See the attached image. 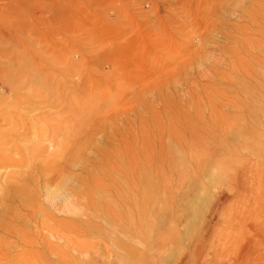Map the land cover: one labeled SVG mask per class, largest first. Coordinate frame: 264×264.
Wrapping results in <instances>:
<instances>
[{"label":"rangeland","instance_id":"obj_1","mask_svg":"<svg viewBox=\"0 0 264 264\" xmlns=\"http://www.w3.org/2000/svg\"><path fill=\"white\" fill-rule=\"evenodd\" d=\"M200 1L202 0H0L1 138L3 132L10 135L20 127L17 123L21 119H18L16 113L22 110L21 117L25 123H29L30 129L28 134L22 136L20 143L26 146L37 141L38 135L47 127L45 130L48 131L49 138L44 144L49 152L50 150L53 152L58 150L63 145L62 142L76 129L75 133L83 130L82 135H78V139L81 140L85 132L91 133L89 129L96 118H93L94 116L89 117L90 120L87 118L85 121L87 126L84 128L79 125L84 122L83 114L77 121V116L72 115L73 113H67V116L59 113L67 98L78 97L76 101L82 102L88 97L85 101H89L91 93H94L93 96L102 99L110 96L115 102V104L109 103L101 113H98L100 117L105 115L107 127L101 128L93 135L92 144L85 148L83 160L74 163L75 165L73 163L68 165L62 161L61 166L60 163L55 167L51 165L44 170L45 175L44 173L40 175L35 186L38 206L43 210L40 214L49 215L58 224L60 222L70 224L73 220L75 223L74 214L62 212L63 198H67L68 194L69 200L80 198L79 201H83L82 182L95 173L92 163L100 158L98 149L111 152L113 149L109 146V142H113L112 146L120 143L116 139L108 142L105 134L113 131L117 126L126 137L127 148H130L129 151L132 153L130 156L136 155L138 161L141 158L139 150L144 141L148 143V135L154 130L149 128L150 117L157 115L158 121L162 124L161 132L157 133L160 140L162 139L158 143L159 146L161 145L158 146V154L161 156L158 160V173L159 176L161 175L159 178L161 181H158L159 194L156 206L152 208L154 225L144 220L137 225L124 224L128 236H123L115 229L123 225L118 220L113 218L107 222L103 217L96 215L95 224L98 231L89 235H79L59 225H54L52 231L46 228L50 224L49 220L43 215L36 214L34 221L29 224L22 221L17 223L18 228L26 231L24 236L37 239V246L29 247L25 251L38 254L43 252L41 240L43 242L45 236L48 238L46 240H52L54 245L64 249L65 240L52 237L55 231H61L59 235H63L65 239L69 238L75 246L76 244L85 246L89 243L94 247L90 257L93 259L83 258L79 253L73 252V248L67 250L70 251L69 255L75 254L81 257L78 259L80 264L82 261L85 263V259L86 264H88L87 259L93 264H232L239 260L243 264V261H246L248 256L239 252L257 240L256 233L251 228H264L262 226L264 218H261L264 217V191H262L264 189L259 188L257 182L251 183V180L257 178L256 175L248 180L249 188L244 194L247 198L244 195L242 197L239 195L236 179L243 168H255L264 163V113L261 109L262 105L255 102L257 98H254L259 92L257 81H254L255 84L248 78L243 79L235 75L227 69L224 59L229 57L231 59L230 51L237 46L233 40L237 37L236 29L239 26L243 28L246 24V27L258 30L259 34L264 33V23L251 27V20L247 18L248 12L258 9L257 4H261L264 0H240L237 5L234 0L230 1L226 9L219 7L220 0H213L212 4H215V8L218 6V12L205 21L203 19L198 25L196 13L190 12V7L193 5L195 9ZM204 3L205 5L211 3V0H204ZM220 16H224L223 19ZM198 17L201 19L199 15ZM208 30L211 32L209 31L207 35ZM193 34L197 39L191 37ZM205 36L207 39L210 38L208 39L210 46L203 47V54L212 57L208 61L193 55L202 49L200 40L206 38ZM223 47L226 56L222 54ZM184 48L187 49V57L183 56L175 62L168 59L167 56L177 54ZM153 55L157 58L154 59ZM188 55L191 60H188L190 59ZM154 67L161 68L159 70L161 72L152 74ZM182 69L187 72L184 73ZM229 72L232 76L238 77H235V84L225 79L221 82L218 77V74L226 75L230 74ZM138 76L147 78L143 82ZM241 88L244 90L242 94ZM142 89H145V93ZM215 90L225 94H217L218 91ZM165 96H169V99L166 100ZM19 98L25 101L18 104ZM45 113L50 117L57 114L54 118L59 120L63 118L62 124L68 117L69 122L65 121L66 126L59 127L60 129L65 127L61 129L64 134L60 133L59 128L57 129L60 131H56L57 126H53L57 125L56 120L52 122L53 124L37 122V117ZM108 113L120 117L113 118L116 121L114 123L112 119L106 117ZM169 116L170 119L167 118ZM71 117L73 119L69 120ZM177 121H182L183 124ZM112 123L114 124L111 125ZM68 126L71 128L75 126L72 129L73 133ZM189 126L191 128H188ZM20 131H23V128ZM53 133L58 134L54 136L55 141H51ZM172 133L176 138L171 135ZM5 153L11 160L0 165V197L6 180L15 177L20 181L34 175L37 166L41 164L37 158L32 159L27 165L17 164L13 161L21 158L17 151L9 149ZM89 162L92 165L88 164ZM155 174L157 177V171L151 174L152 179L155 178ZM64 175L74 180L60 183ZM58 189L63 191L62 197H57ZM260 189L262 192L259 191ZM47 190L51 193L50 196ZM254 192L261 193L263 197L256 196ZM252 196L255 197L252 199ZM258 199L260 201L255 205L254 202ZM246 204H249L247 210L244 209ZM26 210L20 208V213L24 215L27 213ZM132 220L131 218V222ZM0 236L6 239L4 240L6 243H14L19 238L2 234ZM208 236L211 240H207ZM20 253L22 252L18 249L14 251L16 255ZM135 253L138 255L135 256ZM51 261L56 262L54 259ZM248 264L251 262L249 261Z\"/></svg>","mask_w":264,"mask_h":264},{"label":"bare ground","instance_id":"obj_2","mask_svg":"<svg viewBox=\"0 0 264 264\" xmlns=\"http://www.w3.org/2000/svg\"><path fill=\"white\" fill-rule=\"evenodd\" d=\"M212 1L213 0H211V3H206V5H205L204 0H202L198 4V7H196L195 9H193V5H191L190 12H195L196 13L195 16H196L198 25H200V22L203 19L205 21V20L208 19V17H211V16H213L214 14H216L218 12V8H217L218 6H216V8H215V4L213 5L212 4ZM230 1H234V0H220V1H218L219 7L226 9V7L229 6ZM235 1H236V5L240 2V0H235ZM257 3H258V1H257ZM194 5H196V4H194ZM257 6H258V9L259 10L258 9H255L253 11L251 10L247 14V15H249V17H247V18H250V20H251L250 21L251 27H252V25L253 26H260L261 24L263 25V23H264V2H262L259 5L257 4ZM231 8H232V6H231ZM245 9L248 10L247 8H245ZM187 10H188V8H187ZM260 10H262L263 12H259ZM222 12H224V11H222ZM244 12H245V10H244ZM246 13H247V11H246ZM198 15L201 17V19L198 17ZM233 15H235V14H233ZM189 16H190V14H189ZM223 17L224 16H222L221 19H223ZM238 20H239V18H238ZM216 22H218V21H216ZM247 25H249V24H247ZM244 26L245 27H243V28H239L241 26H239V27L236 26V27H238L237 29L234 28V26H233V28L236 29V31H237V33H236L237 35H235L237 37L233 41H235V44H237V46H236L235 49H231V51H230L232 53V55L230 54L231 55V59H230V57L228 58V56H227L228 59H224V64L226 65L227 69H229L235 75L240 76V77H243V79L248 78L252 82H254V81L256 82L257 81L256 82L257 84L255 82L254 83L256 85H258L257 88H258L259 92H258V95L254 96V98H257L255 100V102H257L258 104H261L262 105V108L261 109H263V113H264V33L261 35V34H259L260 32L258 33V30L256 31L254 29L248 28V27H246V24ZM186 27H187V25H186ZM171 30H172V28H171ZM181 31H183V30H181ZM209 31L210 30L207 31V35H208V33L211 32V31L210 32ZM198 32H199V30H198ZM232 34H234V33L232 32ZM194 35L195 34L191 35V37L193 36L194 38L196 37V39H197V36H194ZM229 37H231V36H229ZM232 37H234V36H232ZM189 38H190V35H189ZM208 39H210V38H208ZM208 39L206 37V38H202L200 40L202 42V49H199L200 50L199 52H197L196 54H193L194 57H195V55L198 56V57H202L201 59H203L205 61H208V60H210L212 58V57H210V58L209 57H206L203 54L204 53L203 47L204 46H206V47L210 46V42L208 41ZM192 42H194V41H192ZM201 42H199V43H201ZM193 45H195V44H193ZM168 47H170V46H168ZM226 48L228 49V47H226ZM187 54H188L187 53V49L184 48L183 50H179L177 54L170 55V56H167V57H168V59L172 60V62H175V61H178L180 58H183V56H186ZM190 54H192V53L190 52ZM222 54L224 56H226L227 53H226L225 48H224V50H222ZM155 56H154V59L157 58ZM188 56L190 58V55H188ZM151 58L153 59V57H151ZM192 58H193V56H192ZM193 59H195V58H193ZM188 60H191V58L188 59ZM186 63H184V64H186ZM159 65H158V67H159ZM188 65H190V64H188ZM158 67H154V73H152V74L155 75V74H158V73L161 72V71H159V70H161V68L158 69ZM180 68H181V66H180ZM183 69H184V67H183ZM151 71H152V69H151ZM183 72L185 73L187 71L183 70ZM202 72L204 73V69L202 70ZM206 72H207V70H206ZM149 73L150 72L148 71V74ZM180 75H181V72H180ZM219 75L220 74H218V77H220L221 82H222V79H225V80H228L230 82H234L233 84L236 83L235 77H237V76L234 77V76L231 75V73L230 74H226V75L225 74L224 75L222 74L220 76ZM138 78L140 80L143 79L142 81L144 82L147 77L146 76H144V77H139L138 76ZM179 78L181 79V77H179ZM174 79H175V77H174ZM239 79H241V78H239ZM258 80H259V82H258ZM150 83H152V82H150ZM144 84H142V85L144 86ZM154 84H155L154 86H156V83H154ZM158 85H159V83H158ZM118 86H120V85H118ZM161 86H162V84H161ZM125 88H126V86H125ZM158 88H159V86H158ZM215 88H217V87H215ZM190 89H191V91H193L192 88H190ZM197 89H198V87H197ZM213 89H214V87H213ZM116 90H118V89H116ZM148 90H149V88H148ZM148 90H147V92H149ZM155 90H158V89H155ZM152 91H154L153 88H152ZM215 91H218V90H215ZM219 91L217 92V94L218 93L220 95L225 94L223 91H222L223 93H220L221 91L220 92ZM240 91H241V94H242V92H244V90H242V88H241ZM37 93H39V92H37ZM99 93H98V95H99ZM144 93H145V91H144ZM245 93H246V91H245ZM93 94L91 93V95H90L91 96V99H89V101H85V100L88 99V97H87V99L85 98L82 102H80V100H78L79 102L76 101V98H78V97H76V98H72L71 97L72 99H68L67 98L66 103L65 104L62 103L63 104V107L62 108L60 107L62 110L59 113L65 114V116H67L69 113H71V114L73 113L72 115L75 114L77 116V121H78V118L80 119L81 114H83L84 117H85L84 118V122L82 121L83 120V118H82V120H81L80 123L83 122V124H79V125L81 127L83 126L84 128H85V126H87L86 125L87 122H85L87 118H89V117L92 118V116H94L93 118L96 117L93 120L94 123L91 121V123H93V124L92 125L90 124L91 126H90V129L89 130L91 131V133L90 132H85V134L83 133L84 135H83V139L82 140L81 139H78L79 138L78 135L79 136H80V134L82 135V131L83 130L80 128L81 130L78 129L80 132L77 131L75 133V131L77 130L76 129L74 131V133H73L72 129H73V127L75 128V126H73L72 128L70 127V126H72V124L74 122L73 121L71 123V125L68 126V127L71 128V131H72L73 134L70 135V133H69L70 130H69L68 135H70V136L67 137L64 142H62L63 145L60 146L59 149H58V146H57V149L58 150H56V151L51 152V150H50V152H49L46 149V146H45L46 144H44V142L49 138V137H47V136H49L48 131L45 130L47 127L44 128V130L46 132L43 130L42 133H40L38 135L37 141H33V143H31V144L26 145V146H23L20 143V140L22 139V136L24 134H26V133L28 134V131L30 129V126H29V123H25V121L21 117L23 115L22 114V110L21 111H17V113H16L18 119L19 120L21 119L17 123V124L20 125V127L17 128L14 132L12 131L13 133L10 134V135L4 134V132H3L2 138L0 137V165L2 163H5V162H8V161L11 160L10 159V156H8L5 153V151L6 152L9 151V149L15 150V151H17L21 155L20 160H15V159L13 160L17 164H25V165H27V164H30L31 163V160L32 159L34 160L36 158L38 160H40V162H41V164H39L40 166H37L38 169H37V171H36V173L34 175H30L29 177H27V178H25L23 180L20 179V181H19L18 178H15V177H11L9 180H6L5 181L3 193H2V195L0 197V200L2 202L0 204V235L2 234L4 236H14V237L16 236V238H18V237L19 238L14 243H9V242L6 243L4 241L6 239L4 237L2 238L0 236V264H80V261L78 259H80L81 257L79 258V256L77 257V256H75V254H70L69 255L70 251L68 252L67 250H70L72 248H73V252L79 253L80 255H82L83 258L84 257H86V258H90L91 257V252L93 253L92 250L94 248L91 244L87 243V245H85V246L84 245L83 246H80L81 244H79V246H78V244H76V246H77L76 247L75 244H73V241L69 240V238H66L65 239V238H63V235L62 236L59 235L61 233V231H55L54 234L52 235V237L53 238L55 237L58 240H65L66 247L64 246L65 247L64 249H62L61 246L54 245L51 242L52 240L51 241L50 240H46L48 238H46V236H45L43 242L41 240V245H42L43 250H44L43 252H41V253L38 254V253H34L32 251H25V249H28L29 247L31 248V247H34L35 245L37 246V244H38L36 242L37 239L36 240H33V239L28 238L27 236H24L26 231H24L23 229H20V227L18 228L17 223L19 221H22L23 223L29 224L30 222L34 221V219L36 217V214H38V216L43 215L44 217H46V219L49 220L50 224L47 225V227H46V224L44 226L46 228H49L52 231L54 230V225H56V226L59 225V226H61V228H65V230L67 229V231L74 232V233H77L79 235L80 234L89 235V233L92 234L96 230L98 231V228H97V226L95 224V222H96V215H98L99 217L100 216L103 217L106 221L107 220L108 221L109 220L111 221L113 218L116 219V220H118L123 225H120L121 228H118L117 227L115 229L117 231H120L123 236H128L127 233L125 232L124 224L125 225L126 224H129V225H137L138 223L141 224L142 221L144 220V221H147L148 223L154 225L153 224V222H154V216L152 214L154 212H152L153 211L152 208H155V206H156V200H157V197H158V194H159L158 193V191H159L158 181H161V179L159 180V178H161V175L159 176V173H158L159 172V170H158V160H159V157H161L158 154V146H159L158 143H160V141L162 140V139L160 140V137L157 135V133L161 132V125L162 124H160V122L157 119V115H155V114L152 117H150V119H149V121H151L149 128L150 129L153 128L154 129L153 132L154 133L156 132V134H154L152 132L151 135L150 134L148 135V143L144 141L141 149L139 150V153H140V157L141 158L138 161L135 158V156H136L135 154H134L135 155L134 157L133 156H130L132 153H130V151H129L130 148H127L128 145L126 143V139H125L126 137L124 136L123 133L120 132V129L117 126H115V129L113 131L105 134L106 139H107L108 142L111 141V140L114 141L116 139V140H119L120 143L118 145H115V146L113 145L112 146L111 144H113V142L112 143L109 142L110 143L109 146H111V148L113 149V150H111V152H105V151H101L100 149H98L99 154H101L100 155V158L95 159V162L92 163L93 164L92 167H93V170H95V173H94V175H89L84 180V182H82L83 183V186H84V188H83V190L81 192V196H82L83 201L82 200H81L82 202L79 201L80 198H77L76 200H74L72 198L73 200L72 199L69 200L68 199V197H69L68 194H67V198H65V197L63 198V201H64L63 202L64 203L63 205L64 206H62V208H63L62 212L63 213H71L72 215L74 214V216H75L74 219H76L75 223H74V220H73V223L70 222V224L69 223L68 224H64L63 222H60L58 224L55 221V219L54 220L51 219L49 215H46L44 213L43 214H40L41 211H43V210H41L40 207L38 206V200H37L38 198H37V194L35 192V190H36L35 189V186L37 184V181H38L40 175H42L44 173V170L47 169V168H49L51 165H54V167H55V165H57L58 163H60L62 161L65 162L66 164L68 163V165H71L72 163L74 164L76 162H79L80 160H83L85 148L87 146H89L90 144H92L91 141L94 138L93 135L96 133V131L97 132L100 131L101 128L107 127L106 126L107 119L104 118L105 115L100 117V116H98L99 115L98 113H101L102 110H104V108L109 103H112L114 98H112L110 96H106V97H103V99H102V98H99L98 96L97 97L95 95L93 96ZM115 94L117 95L118 93H115ZM74 95H77V94H74ZM109 95H112V94H109ZM112 96H114V95H112ZM156 96H158V95H156ZM54 97H56V96H54ZM165 97H166V100L169 99V96H165ZM208 97H209V95H208ZM159 98L160 97H158V100H159ZM60 99H58V101H60ZM171 99H172V97H171ZM26 100L28 101V99H26ZM147 100H149V99H147ZM212 100L214 101V98ZM22 101H25V99H23V98L20 99L19 98L18 104L21 103ZM218 101H219V99H218ZM141 102H143V99H142ZM147 102L148 101H146V103ZM162 102L164 103L163 100H162ZM113 103L115 104V102H113ZM121 103H123V102H121ZM119 104H120V102H119ZM143 104L145 105V103H143ZM144 105H143V107H144ZM163 106H165V105L163 104ZM194 110H195V108H194ZM175 112H177V111H175ZM48 113L47 114L45 113V114L39 115L37 117V119H36L37 122L38 123H42V122H51L52 123L54 120H56L55 123H57V125L55 123H54L55 125H53V126H57L56 127V131L58 130L57 128H59L61 125L66 126L65 123L66 122H69L68 121V117H66L67 118V120L65 119L66 122L63 121V124H62V119L63 118L61 120H59V119L54 118L57 114L54 117L53 116L50 117L48 115ZM59 113H58V115H59ZM114 113H116V111ZM158 114H159V112H158ZM169 114H170V116H172L171 113H169ZM180 115L182 116V114H180ZM60 116H63V115H60ZM60 116H57V117L59 118ZM170 116L167 117V118L170 119ZM12 117H11V119H12ZM106 117H109V119H112L113 120V118L118 119L120 117V115H117V114H114L113 115L111 113H108V115H106ZM139 117H141V116H139ZM73 118H75V117L73 116ZM73 118L71 117V118H69V120L70 119L72 120ZM90 118L88 120H90ZM9 120H10V117H9ZM15 120H17V118ZM177 120H178V118H177ZM77 121H76V123H77ZM165 121H167V120H165ZM112 122L115 123L116 121L113 120ZM125 122H126V120H125ZM114 123H112L111 125H113ZM47 124H49V123H47ZM173 124H174V122H173ZM181 124H183V123H181ZM67 125H69V124H67ZM111 125H110V127L112 128ZM76 126H77V124H76ZM164 126H163V128H164ZM22 128H23V131H20V129H22ZM51 128H53V127L51 126ZM62 128L64 129L65 127H61V129ZM188 128H191V127L189 126ZM67 129H69V128H67ZM172 129H174V128L172 127ZM54 130H52V131L54 132ZM60 130H58V131H60ZM179 130H181V129H179ZM92 131H93V133H92ZM169 131H170V129H169ZM186 131H187V129H186ZM5 132H8V131H5ZM33 132H34V130H33ZM65 132L67 133L66 130H65ZM60 133H62V130H61ZM56 134L57 133H55V134L53 133V136L51 137V141H55L53 139H55L54 136ZM62 134H64V133H62ZM62 134H60V136ZM173 134L174 133H172L171 135H173ZM177 134L179 135V131H178ZM144 135H145V133H144ZM178 135H177V137H178ZM173 136L175 137V135H173ZM143 139H144V137H143ZM58 140H60V139L58 138ZM138 144H140V143H138ZM59 145H61V143H59ZM136 151H138V149ZM90 162H92V161H90ZM90 162L88 164H90ZM92 164H90V165H92ZM259 165L260 166H257L255 168H251V167L250 168H247V167H245L247 169H245V168L242 167L243 170H241V171L239 170L240 172L238 171L239 174H237L238 177H237L236 180H237V185L239 187V191H238L239 192V195H241L242 197L247 192V190L249 188L248 183L250 181H248V180L250 178L252 179L256 175H257V178H255L254 180H251V183H252V181L257 182L258 185H259V188L264 189V163L259 164ZM60 166H61V163H60ZM252 167H253V164H252ZM73 168H75V167H73ZM62 171H64V170H62ZM154 171H157L158 176L156 177V174H155V178L152 179L151 174H153ZM63 173H62V175H63ZM44 175H45V173H44ZM69 177H65V175H64L63 178H62V180H60V183H64L66 181H70V180L73 179L72 177H71L72 179H69ZM56 180H57V178H56ZM256 188H254V189H256ZM261 189L259 190L260 192L264 191V190L261 191ZM58 191H59V195H57V197H62L63 196V191H60L59 189H58ZM251 191H252V189H251ZM47 192H48V190H47ZM47 192H46V194H47ZM49 194H51V193L48 192V195ZM255 194H256V196L257 195H260L259 197H263L261 195V193H259V194L255 193ZM244 197H246V195H244ZM253 197H255V196H252V199H253ZM263 198H261V199H263ZM252 199L250 201H252ZM254 199L256 200V198H254ZM48 200H50V199H48ZM51 200H53V199L51 198ZM258 201H260V199H258L257 202L256 201L255 202L253 201V202L256 203L255 205H257L258 204ZM76 203H77V205H76ZM245 203H247V202H245ZM247 205H249V204L244 205V206H246L244 209L247 208ZM20 208L23 209V210H24V208L27 209L26 210L27 213L26 214L23 213L24 215H22L21 214L22 212L20 213ZM57 209H59V208H57ZM254 209H256V208H254ZM255 211L256 210H254V212ZM69 216H71V215L69 214ZM259 217H261V216H259ZM131 218L133 219L132 222H131ZM261 218H264V217L262 216ZM36 220H37V218H36ZM259 221H257V222H259ZM35 222H37V221H35ZM241 222H242V220H241ZM44 223H47V222H44ZM144 224H145V222H144ZM262 226H264V225H262ZM43 227H41V228H43ZM151 228H153V226ZM251 229L253 231H255L254 233H256L257 240L254 243L250 244L251 246H249V247H245L244 246L245 248H243L242 250H240L239 253L242 252L246 256H248V257H246V261H243V264H246V263L248 264L249 261L251 262V264H264V228L260 227L258 229H256V228H251ZM37 234H38V232H37ZM23 237H25V238H23ZM207 240H211V237L208 236ZM16 249H18L22 253L17 254V255L14 254V251ZM71 253H72V251H71ZM83 254H85V255H83ZM136 254L137 253H135V256H136ZM52 256H54L55 258H53ZM53 259L56 260V262L55 261H51ZM90 259H93V258H90ZM242 259H244V258L242 257ZM88 260L89 259H87V263L88 264L89 263L93 264V262H90ZM235 261L237 262V260H235ZM84 262L85 263H83V261H82L83 264H86V259H85ZM238 262H240V264H241L242 261L239 260ZM238 262L237 263L233 262L232 264H234V263L235 264H238Z\"/></svg>","mask_w":264,"mask_h":264}]
</instances>
